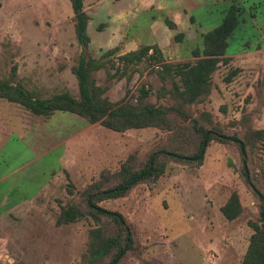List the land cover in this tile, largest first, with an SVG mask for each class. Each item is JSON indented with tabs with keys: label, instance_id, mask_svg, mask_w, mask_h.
Segmentation results:
<instances>
[{
	"label": "rangeland",
	"instance_id": "1",
	"mask_svg": "<svg viewBox=\"0 0 264 264\" xmlns=\"http://www.w3.org/2000/svg\"><path fill=\"white\" fill-rule=\"evenodd\" d=\"M16 1L23 4L15 8ZM35 2V14L38 15L47 7V3L42 0ZM245 2L249 15L246 14L244 18L248 23L244 30L237 31L228 53L239 52L251 44L252 47L239 58H232L228 66H221L214 76L215 89L210 100L197 108L212 113L215 120L228 131L242 129L240 122L245 113L251 114L253 128L264 129V105L257 94L264 80V0ZM24 3L25 0H0L1 62L6 49L3 44L9 42L19 54L20 46L16 39L24 34H45L57 29H63L67 37L71 34V23L75 21L73 10L68 19L60 23L41 16L26 21L21 20L20 13L23 11L19 9ZM250 13L254 14V19ZM66 49L70 51L69 62H72L79 50L77 41L67 44ZM72 51H75L73 56ZM93 55L100 57L99 53ZM19 59L20 56L16 61ZM111 66L112 63L109 64ZM109 71L114 74L112 68ZM232 71H237V75L226 83ZM95 78L99 85L109 87L108 96L114 102L122 99L128 89H134L142 80L138 73L131 82L126 78L110 80L105 70L95 73ZM144 79L154 90L162 86L155 73L146 72ZM69 89L77 94L76 83ZM40 90L48 95L58 89ZM0 107L7 111L0 113V117L8 126L3 136L0 135L1 159L4 161L0 169L7 164L13 168L20 162L41 155L39 149L31 147L34 138L32 129L38 132L44 127L40 123L30 126L28 122H32V114L21 106L0 99ZM57 115L50 117L46 127L58 124L59 120L68 124L70 117H74L70 113ZM75 119L76 125L80 126L78 117ZM165 136L158 129L131 130L121 134L96 124L68 143L67 160L71 162L68 171H61L59 156L63 154L62 148L38 160L34 164L35 170L39 171L38 176L33 184H28L31 185V192L49 182L52 172L59 178L28 219L19 220L12 231L0 233V264L78 263L86 249L89 223L81 221L63 227L55 226L59 201L66 203L77 198L69 194L67 184L74 185L71 190L75 193L82 191L97 178L101 170H118L132 154L145 158ZM100 147H107V158L98 153ZM242 163L237 147L213 143L207 149L201 167L169 161L167 171L160 180L135 187L126 198L102 203L104 208L127 217L139 234L144 248L143 258H132L128 264H240L253 233L249 222L255 221L258 215L257 201L242 175ZM260 165L264 166V147L257 151L252 160V166L258 171ZM25 186L22 184L20 189L23 190ZM233 191L239 193L244 212L239 219L229 222L223 217L221 207Z\"/></svg>",
	"mask_w": 264,
	"mask_h": 264
},
{
	"label": "trees",
	"instance_id": "2",
	"mask_svg": "<svg viewBox=\"0 0 264 264\" xmlns=\"http://www.w3.org/2000/svg\"><path fill=\"white\" fill-rule=\"evenodd\" d=\"M70 2L75 13L79 48L71 67L77 78V94L69 88H61L44 95L39 88L29 86L19 76L18 53L5 42L3 62L0 61V99L18 104L37 117L50 118L57 112H64L116 133L158 129L166 134L145 158L130 155L118 170H102L84 190L75 193L71 190L74 185L67 184L69 194L77 198L66 203L59 201L55 226L81 221L90 225L86 249L76 264H128L132 258L142 260L144 248L135 225L122 213L101 204L126 198L135 187L160 180L169 161L201 167L207 149L213 143L237 147L243 161V178L257 201L258 215L255 221L249 222L253 233L240 264H264V166L258 167L260 171L252 166L257 151L264 147V129L253 128L251 114L245 113L240 122L242 129L228 131L212 113L198 110L211 98L216 72L232 61L226 55L231 40L245 24V15H249L245 0H232L221 23L201 36L200 45L192 51L194 59L178 63L168 62L157 45L142 46L119 57L120 48L117 47L96 58L90 50L85 0ZM250 16L255 18L253 13ZM165 22L171 29H176L168 18ZM183 37V34H177L174 41L181 42ZM117 62L120 63L118 67ZM111 68L114 74L110 73ZM101 70L107 71L110 80L126 78L131 82L137 73L142 80L114 102L108 96L109 87L99 85L95 78V73ZM148 71L160 78L162 86L159 89L154 90L144 79ZM236 75L237 71H232L226 83ZM258 90L259 100L264 105V80ZM221 212L229 222L240 218L244 207L238 192L230 194Z\"/></svg>",
	"mask_w": 264,
	"mask_h": 264
},
{
	"label": "crops",
	"instance_id": "3",
	"mask_svg": "<svg viewBox=\"0 0 264 264\" xmlns=\"http://www.w3.org/2000/svg\"><path fill=\"white\" fill-rule=\"evenodd\" d=\"M35 1L37 0H25L24 6L19 8L23 11L20 13L21 20L27 21L31 17L41 16L60 23L64 22L65 19L67 20L71 10H73L70 0H42L47 3V7L36 15ZM231 1L85 0V11L89 16L87 33L91 39L90 50L92 53H99L101 56L103 53L118 47L120 48L118 54L125 55L139 50L142 46L157 45L168 62L191 61L194 59L192 51L199 46L201 36L221 23ZM15 4V8H18L23 3L16 1ZM165 18L171 20L176 25V29H171L166 24ZM244 21L245 24L240 31L244 30L248 23L247 18ZM44 33L24 34L16 39L20 46L18 51L20 59L17 60L19 76L24 78L29 86L39 89L70 88L73 83L77 85V78L71 72L74 59L69 62L71 60L70 51L66 49L67 44L77 41L75 23H71L69 37L63 29ZM177 34L184 35L181 42L174 41ZM236 34L231 42L235 40ZM251 47L252 44L235 53H228L227 51L226 56L239 58ZM74 54L75 51H72L71 56ZM26 111L30 113L28 110ZM3 112L7 111L0 107V113ZM19 112L22 113V110ZM58 113L64 112H57L53 116L57 117ZM77 117L76 115L70 117L68 124L61 123L59 120L58 124L55 123L46 127L50 118L37 117L32 114V122H28L29 125L40 123L44 128L38 132L36 129H32L34 138L31 141L32 145H30L33 149H39L42 154L34 159L20 162L13 168L7 164L0 169V233L12 231L19 220L28 219L29 215L35 212L38 203L44 200L57 183L59 176L56 177V173L52 172V178L49 182L42 185L39 190L31 192V185L28 186V184H33L38 176L39 171L34 168V164L38 160L62 148L63 154L59 156L61 171L65 169L68 171L71 168V162L67 160L68 143L84 135L86 131L92 129L93 125H96L78 117L80 126H77L75 119ZM86 124L89 125L85 126ZM7 128L6 121L0 117V129H2L0 135L3 136V132ZM0 149V167H2L4 161L1 159L2 148L0 147ZM98 153L107 158V147L104 149L100 147ZM22 184L26 185L23 190L20 189Z\"/></svg>",
	"mask_w": 264,
	"mask_h": 264
},
{
	"label": "built area",
	"instance_id": "4",
	"mask_svg": "<svg viewBox=\"0 0 264 264\" xmlns=\"http://www.w3.org/2000/svg\"><path fill=\"white\" fill-rule=\"evenodd\" d=\"M121 55H118L117 57H119ZM120 65V63L117 62L116 66L118 67ZM156 69H159V66H155ZM136 101V100H135Z\"/></svg>",
	"mask_w": 264,
	"mask_h": 264
},
{
	"label": "water",
	"instance_id": "5",
	"mask_svg": "<svg viewBox=\"0 0 264 264\" xmlns=\"http://www.w3.org/2000/svg\"><path fill=\"white\" fill-rule=\"evenodd\" d=\"M79 13H81V10L79 11Z\"/></svg>",
	"mask_w": 264,
	"mask_h": 264
}]
</instances>
